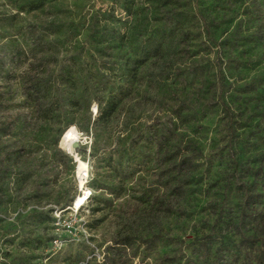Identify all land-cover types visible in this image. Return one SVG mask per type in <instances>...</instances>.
I'll return each mask as SVG.
<instances>
[{"label":"rangeland","instance_id":"obj_1","mask_svg":"<svg viewBox=\"0 0 264 264\" xmlns=\"http://www.w3.org/2000/svg\"><path fill=\"white\" fill-rule=\"evenodd\" d=\"M247 186L264 0H0V264H264Z\"/></svg>","mask_w":264,"mask_h":264},{"label":"trees","instance_id":"obj_2","mask_svg":"<svg viewBox=\"0 0 264 264\" xmlns=\"http://www.w3.org/2000/svg\"><path fill=\"white\" fill-rule=\"evenodd\" d=\"M102 104L103 103L100 101L98 120L108 121L110 118H112V116L116 112V108L118 105V96L112 94L110 99L106 101V105L103 106ZM245 191H246V195L243 201L241 213L245 215L247 210H252V213L254 214V212H256L255 207L257 205H261V204L264 205V191L250 190L249 186L245 188ZM261 236L264 237V219H262L261 223L259 224V230L257 233L258 238H261Z\"/></svg>","mask_w":264,"mask_h":264},{"label":"bare ground","instance_id":"obj_3","mask_svg":"<svg viewBox=\"0 0 264 264\" xmlns=\"http://www.w3.org/2000/svg\"><path fill=\"white\" fill-rule=\"evenodd\" d=\"M78 203H79V201H78Z\"/></svg>","mask_w":264,"mask_h":264}]
</instances>
